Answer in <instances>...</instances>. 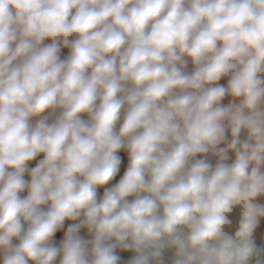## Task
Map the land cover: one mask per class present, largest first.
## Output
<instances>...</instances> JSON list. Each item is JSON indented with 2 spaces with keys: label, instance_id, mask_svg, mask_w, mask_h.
I'll return each mask as SVG.
<instances>
[{
  "label": "clouds",
  "instance_id": "1",
  "mask_svg": "<svg viewBox=\"0 0 264 264\" xmlns=\"http://www.w3.org/2000/svg\"><path fill=\"white\" fill-rule=\"evenodd\" d=\"M121 149L128 168L98 200ZM210 151L214 168L194 159ZM262 166L264 0H0L3 264H118L117 248L130 264H163L169 248L173 264H264ZM66 220L79 222L57 247Z\"/></svg>",
  "mask_w": 264,
  "mask_h": 264
},
{
  "label": "crops",
  "instance_id": "2",
  "mask_svg": "<svg viewBox=\"0 0 264 264\" xmlns=\"http://www.w3.org/2000/svg\"><path fill=\"white\" fill-rule=\"evenodd\" d=\"M73 12H74V10H73ZM76 38L77 37L72 36L69 39L74 40ZM51 42H52L51 40H46L43 43L49 44ZM13 46H15V45H13ZM69 54H70V48H61V51H60V58L61 59H66ZM185 59L188 60V64L185 67L184 71L187 74H191L194 71L195 66L192 64L190 58L185 57ZM228 79H230V76L222 78L218 83L221 85H224L226 87ZM229 100H233V98L231 96H226L221 103H224V102L229 101ZM236 101L239 103V100H236ZM97 104H99V101H97ZM125 108H126V106H125ZM125 108L121 109L120 119L117 121L116 127L118 125H122V123H123V119H124V115H125ZM82 118H89V116L87 114H82ZM33 122H34L33 119H31L30 123L34 126L35 124ZM246 138H247V133L242 132L240 135L241 141L245 140ZM230 141H231V133L229 130L226 133L225 141L223 143H221L218 147H226ZM117 155L121 159L119 171H118L117 175L113 178V180H111L107 185H104V186L99 187L97 189V199L98 200L103 198V193H104L105 188H110V187H113L114 185H116L119 182V180L123 177L125 171L128 168L129 157H128L127 151H125V149H121V151L118 152ZM227 155H228V160L225 162L228 164L233 163L235 161V152L230 150ZM42 159H43V155L41 154V155L37 156L36 159H34L33 161L28 163V165H27L28 170L24 174V179L26 181L30 182V179H31L30 171H31V169L34 168L39 163V161ZM194 159H206L210 164H212L213 168L215 167L216 163L219 161V157L214 155L211 151L206 155L198 154ZM261 171L264 172V166L261 167ZM20 195H21V198H25L28 195L27 188L22 193H20ZM127 199H129L131 201V200L135 199V196L128 197ZM256 203L259 205H264V196L258 197L256 200ZM239 216H240L239 208L234 209L233 212L230 214V217H229L233 221V225H232V227L225 229L227 232H229V233L234 232L235 225L238 223V220H239ZM78 222L79 221L66 220L63 228L58 230V232L54 235L52 242L57 247H59L60 242L63 240L64 234L66 233L68 226L70 224L78 223ZM26 228H27V224H25V229ZM78 234L84 240H87V241H91L94 238V233L89 232L87 227H82ZM254 240H255L256 246L258 248L264 249V218L260 219V222L257 226V229L254 232ZM18 243H19V241L17 239L13 240V244H18ZM88 248L90 251V249H91L90 243L88 245ZM115 251H116V254L120 257L118 264H130V262L134 259L135 255H136L135 252L132 250L125 251V250H122L120 248H117ZM61 258H62L61 256H57V258L53 262V264H60ZM89 258H91V257H89ZM174 259H175V250L171 249V248L165 249L163 252V255H162L163 264H173ZM261 259H264V257H262ZM0 264H3V252H0ZM29 264H33V262H29ZM153 264H154V262H153Z\"/></svg>",
  "mask_w": 264,
  "mask_h": 264
},
{
  "label": "rangeland",
  "instance_id": "3",
  "mask_svg": "<svg viewBox=\"0 0 264 264\" xmlns=\"http://www.w3.org/2000/svg\"><path fill=\"white\" fill-rule=\"evenodd\" d=\"M61 112H62V109H59V108L55 109V111L49 109V110H46V111L42 114V116H46V117H48V121H47V122H48V123H52V122L55 121L56 118L59 117V115L61 114ZM40 118H41L40 116H37V117H32L31 119H33V121H34L33 123L36 124V122H37Z\"/></svg>",
  "mask_w": 264,
  "mask_h": 264
},
{
  "label": "built area",
  "instance_id": "4",
  "mask_svg": "<svg viewBox=\"0 0 264 264\" xmlns=\"http://www.w3.org/2000/svg\"><path fill=\"white\" fill-rule=\"evenodd\" d=\"M231 102H233V100H229V101H226V102H224V103H222V105H224V106H227L229 103H231ZM236 103H238L237 101H235ZM82 119H84V120H89V118H82ZM120 126L121 125H118L116 128H115V130L118 132L119 131V128H120ZM126 151V150H125ZM44 207V209L45 210H47V208L49 207L48 205H44L43 206Z\"/></svg>",
  "mask_w": 264,
  "mask_h": 264
}]
</instances>
